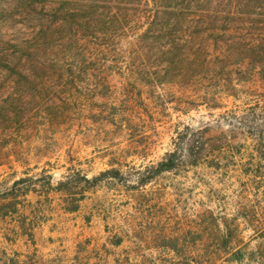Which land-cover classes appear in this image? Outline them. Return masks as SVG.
<instances>
[{
	"label": "rangeland",
	"instance_id": "1",
	"mask_svg": "<svg viewBox=\"0 0 264 264\" xmlns=\"http://www.w3.org/2000/svg\"><path fill=\"white\" fill-rule=\"evenodd\" d=\"M51 1L0 0V61L7 64L8 60L22 58L29 64L22 54L35 51L43 42L39 32L43 29L49 40L56 37L59 21L53 22L55 18L49 16L54 8ZM120 1L125 5L128 0H101L102 11L115 12ZM240 2L239 10L246 12L248 22L231 26V44L235 52L242 42L247 56L232 52L226 70L218 65L216 87L210 94L205 95L202 89L214 81L199 82V77L190 85L174 82L155 89L153 102L158 98L163 108L133 123L125 132L120 127L121 122L127 123L124 117L112 125L88 116L53 136L23 127L19 133L14 129L2 133L0 129V153L11 154L0 165V193L15 181L43 171L54 175V185L72 169L91 178L116 168L126 181L105 179L95 189L85 191L83 197L76 187L72 195L52 192L51 204L45 207L48 221L40 222L42 213L37 212L36 245L27 243L25 237L15 243L1 239L0 253L37 252L39 264H77V254L84 262L90 260L89 264H167L166 250L154 243L149 231L164 226L180 231L184 223H194L201 212L215 208L216 204L209 201L211 195L220 193L221 198L229 199L246 190L244 194L253 205L264 197L257 198L256 188L259 183L264 190V56L255 64L248 51L259 44L264 49V0ZM114 49L109 58L114 60L111 69L118 72L123 55L132 56L134 49L120 37L114 41ZM26 74L37 79L44 71ZM34 88L21 85L17 74L0 65V106L5 105V99L7 105L14 104L23 91L32 93ZM203 128L208 130L209 142L202 150L207 157L199 164V130ZM180 138L188 142L182 143L186 155L179 167L136 189L139 173L173 151L177 143L181 144ZM195 161L198 165H191ZM81 198L77 212L66 210ZM28 200L35 203L37 198L30 194ZM24 206L20 205L32 217L33 208ZM19 218H0V227L4 231L14 228ZM5 232L10 234L9 230ZM119 233L124 238L120 246L115 245ZM254 233L250 228L244 234L241 262L229 256L218 264H264V232ZM88 241L93 245L79 247ZM191 246L200 248L199 244Z\"/></svg>",
	"mask_w": 264,
	"mask_h": 264
},
{
	"label": "trees",
	"instance_id": "2",
	"mask_svg": "<svg viewBox=\"0 0 264 264\" xmlns=\"http://www.w3.org/2000/svg\"><path fill=\"white\" fill-rule=\"evenodd\" d=\"M51 2L54 8L49 16L55 18L53 22L59 21L56 37L49 40L42 29L39 34L43 42L35 51L22 54L30 60L29 64L23 63L22 58L17 62L8 60L7 64L0 61L1 66L20 77L21 85L26 83L27 87H35L32 93L23 91L17 101L13 100L14 104L7 105L8 100L3 101L5 105L0 106L2 133L12 129L19 133L23 127L53 136L64 126L85 116L112 125L124 117L127 123L121 122L120 127L125 132L133 123L156 115L157 109L163 108L158 98L153 102L155 89H163L174 82L190 85L199 77V82L204 79L214 81L202 89L205 95L210 94L216 87L218 65L226 70L234 50L231 26L238 21L248 22L246 12L239 10L240 0H128L125 5L120 1L115 12L112 9L102 11L101 0ZM30 5L34 6L33 3ZM117 37L123 38L134 49L132 56L123 55L118 72L111 69L114 60L109 58L115 51L113 46ZM248 51L255 64L264 56L260 44ZM235 52L240 53V57L247 56L242 42ZM39 71H44L42 78L35 79L26 74L38 75ZM207 132L206 128L199 130V164L200 159L207 157L202 153L209 142ZM180 142L160 161L139 173L136 189L146 187L159 176L179 167L186 155L182 143L188 140L180 138ZM217 150L221 148H213V151ZM2 154L0 165L11 156ZM191 165H198V161ZM105 179H124L126 182L122 171L116 168L91 178L72 169L56 185L54 175L46 171L15 181L6 192L0 193V218L14 215L20 218L15 220L14 228H5L10 234L0 227V240L15 243L25 237L27 243L36 245L37 212L42 213L40 222L48 221L49 211L45 207L51 204L52 192L72 195L76 193L73 192L76 187L83 197L85 191L95 189ZM262 187L259 183L256 186L258 199L264 196ZM244 193L246 190L229 199L221 198L220 193L209 196V201L216 204L215 208L201 212L194 223H184L180 231L167 226L149 231L154 243H160L166 250L167 264H218L229 256L241 262V247L247 229L251 228L256 235L264 232V197L253 205ZM30 194L37 198L35 203L28 200ZM82 199L72 207L67 206L66 210L77 212ZM23 203L25 209L27 206L33 208L30 211L32 217L20 207ZM119 234L115 243L118 246L124 241ZM192 244H199L200 248L196 249ZM92 245L88 241L79 247ZM0 254L1 264H39L41 260L37 252L10 254L2 250ZM75 260L77 264L90 263L85 259L84 262L78 254Z\"/></svg>",
	"mask_w": 264,
	"mask_h": 264
}]
</instances>
